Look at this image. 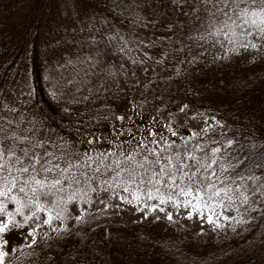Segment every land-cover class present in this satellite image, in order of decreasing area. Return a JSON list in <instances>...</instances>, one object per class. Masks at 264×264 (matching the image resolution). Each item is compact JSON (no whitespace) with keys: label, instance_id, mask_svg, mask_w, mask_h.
<instances>
[{"label":"trees","instance_id":"16d2710c","mask_svg":"<svg viewBox=\"0 0 264 264\" xmlns=\"http://www.w3.org/2000/svg\"><path fill=\"white\" fill-rule=\"evenodd\" d=\"M86 16L100 19L92 38L86 30L59 34L67 19ZM170 22L176 32L167 27ZM109 25L116 29L111 37L102 31ZM241 39L230 26L206 35L170 0H0V135L48 140L59 135L56 144L64 142L75 151L83 141L89 149L108 131L106 140L129 152L155 118L157 130L171 123L177 131L172 137L164 130L177 150L182 140L191 149L196 143L232 139L230 156L240 158L244 167H236L244 173L254 164L264 165V48L241 49ZM68 77L81 87L78 96L86 99L87 115H80L83 103L77 113L62 107L56 88ZM100 91L104 101L96 97ZM181 107L186 116L191 112L197 120L206 118L207 129L182 127L176 121ZM193 132L199 135L191 137ZM100 160L94 155L95 163ZM137 160L142 162L140 156ZM118 161L128 167L124 158ZM107 162L103 159L97 176L118 184L127 180L125 173L117 177L111 168L105 171ZM82 171L94 179L92 168ZM137 171L145 181L150 178ZM253 171L264 176V167ZM71 176L82 180L75 168ZM88 187L82 182L65 188L60 195L67 204L62 207L82 202L91 193ZM137 188L142 195L152 186ZM81 192L86 194L82 198ZM73 193L77 199L69 200ZM216 211L223 215L209 229L191 228L184 222L188 218H66L42 239H11L4 247V264H264L256 257L264 254V198L252 203L250 197L247 204L234 200L231 206L217 205ZM17 222L24 224L19 215Z\"/></svg>","mask_w":264,"mask_h":264},{"label":"snow or ice","instance_id":"6c2138e0","mask_svg":"<svg viewBox=\"0 0 264 264\" xmlns=\"http://www.w3.org/2000/svg\"><path fill=\"white\" fill-rule=\"evenodd\" d=\"M170 3L174 8L180 9V14L188 21L205 28L206 35H212L213 32L230 26V30L243 38L239 41V48L244 50L264 48V0H170ZM184 9L188 11L185 12ZM167 27L172 32L177 31L175 22H170ZM180 27L183 28V25ZM207 29L213 31L209 32ZM231 43L236 47L234 41ZM184 107L180 108L181 112L184 111ZM117 119L122 120L123 117L118 116ZM207 127L206 125V129ZM164 130L172 137L178 135L171 123H163L157 130L153 118L151 125L143 129L135 149L121 153L124 163L128 165L127 168L118 160L104 165L105 171L111 168L117 177L120 173L127 175L126 181H118L123 193H129L128 186H131L132 199L139 202L137 185L146 183L152 186V189L145 193L149 201L153 199V191L160 192V188L155 185H161L168 191L178 190L179 196L174 198L169 194L166 199L160 198V204L174 203L176 208L183 205L185 209H190L186 213L189 218L194 213L201 217L206 215L209 223L217 221L218 215H223V211L217 213V205L223 207L227 203V206H231L234 200L247 204L250 197L252 203H255L257 198H264V176H256L253 171L254 168L264 165L254 164L252 168H245L244 173H241L236 165L240 164L243 168L244 164L240 162L238 156L234 158L230 156L234 145L232 139L222 138L219 141H212L209 145L196 143L191 149L188 142L182 140L183 147L177 150L175 141L166 137ZM0 132L3 130L0 129ZM197 135L199 133H191V137ZM89 143L91 144V141ZM94 155L101 157L99 163H95ZM94 155L88 152L81 154L64 142L56 144L39 136L0 135V264H4L7 255L4 246L8 244V240L3 239V234L23 226L17 222L18 215L23 218L24 225L34 232L30 221L35 222L39 213H47V218L42 219V223L46 225H51L53 218L60 219L65 211L62 205L67 204L60 194L65 188L71 189L74 184L87 182L88 191L96 193L97 196L101 192L109 194L110 189L111 195H118L115 191L116 183L97 176L100 164L109 154ZM137 156L142 158V162L137 160ZM74 168L82 175V180L71 176ZM83 168H92L94 179H90L87 172L80 173V169ZM137 168L145 175L150 173V178L145 181ZM97 180L99 181L97 186L92 187ZM84 195H86L84 192L80 193L81 198ZM181 196L183 200L180 199ZM68 199L76 200L77 195L73 193ZM119 199L132 202L123 194L119 195ZM10 203L15 205L12 210ZM105 207L109 205L105 204ZM144 207L165 212L164 207L155 203L145 202ZM166 215L172 220L171 212H167ZM75 219L80 221L81 216L78 215ZM40 226V223H36L37 228Z\"/></svg>","mask_w":264,"mask_h":264},{"label":"rangeland","instance_id":"374dc122","mask_svg":"<svg viewBox=\"0 0 264 264\" xmlns=\"http://www.w3.org/2000/svg\"><path fill=\"white\" fill-rule=\"evenodd\" d=\"M97 21H100V19H97L96 17H89V16L78 17L74 21H71V19L69 20L67 19V21H65L61 25L59 34L67 31L66 36H68L71 33H75L76 35H79L80 33L86 30L87 36L92 38V35H93L92 33L97 32L95 31L97 27ZM102 31L106 34V36L111 37V35L115 33L116 29H114L112 26L109 25V26H105ZM95 62H97L96 59H95ZM113 85L114 84L112 83L108 86L110 91H113ZM108 87H107V91L109 93ZM80 90H81V87L78 86L76 83H74L70 77H68L63 84H61L58 88H56V94L60 97L61 105L67 112L77 113V111H80V107L82 106V103H83L85 105V111L80 114L82 116V114L87 115L88 111L86 108L85 97H83V99L80 100L78 96ZM94 93L95 91L93 92V94ZM133 94L139 96L137 93H133ZM113 96H114V93H113ZM96 97L102 101L105 100V97L102 96L101 91L96 95ZM132 99H135V98H132ZM118 101L119 103H123V100L121 99L120 96L118 97ZM79 102L81 103L79 104ZM135 105L137 106V103ZM142 106H143V103H140L139 108H142ZM186 115H187V111L185 110L183 112L180 111L179 117L176 119V121H179V124L182 127L188 128L187 126H189L194 129H196L197 127L199 130H201L206 125V122H207L206 118L197 120L196 118H199V117H195L194 115L191 114V112L189 116H186ZM129 121H132V119H129ZM107 132L108 131H104V133L102 134L98 142L96 144L93 143V145L89 146V149L86 147L85 145L86 143L83 141L81 148L75 151L81 154L84 152H88L89 154L108 153L109 155L105 158L107 159L108 164H112L113 161H117L120 157L124 158L123 155H121V153H127V151L123 148H114L113 144L110 141L108 142L106 140V138H108L109 136ZM58 139H60V136L53 134V139H51L50 141L56 143V140ZM77 145L78 143H75L76 148H77ZM113 167L115 166L113 165ZM83 172L85 171H82V173ZM111 181H113V179H111ZM113 182L116 183V181H113ZM98 183L99 181L98 182L96 181V186ZM128 187H131V186H128ZM156 187L161 188V185H156ZM111 191L112 189H110L109 194H105L101 192L99 193L98 196L96 193L91 192L89 196H87L86 198L82 200V202L76 201L75 204L68 206V208L65 209L63 216L60 217V219L53 218V222L51 225H46L42 223V219L47 218V214L41 212L38 214V218L35 222L30 221L31 227L35 229L34 232L30 231L27 225L20 223L21 225H23L22 227L14 228L9 233L3 234V239L8 240V242L11 241V239L20 242L24 238L26 239L36 238L39 240V239H42L45 236V234H49L50 232H53L54 230L61 228L62 227L61 222L66 221V218L70 219L78 215L81 216V215H86V214L98 215V216H103L106 218H118V219H126V220L136 219L137 217H152L158 220H163V219H168L166 213L171 212L173 216L172 219L178 218L181 221H182V218L191 219L189 221H184L191 228L209 229L211 227V224L209 222L204 221L207 219L206 215L204 217H201L194 213V215L191 218H189L186 213L190 209H185L183 205H181L179 208H176L174 206V203L160 204V198L166 199L167 195L169 194L173 195L174 198L179 196L178 190H171L169 192H166V191L161 192V189H160V192L159 193L156 192V195L154 192H152V196L154 197V199L150 201L147 200V196L145 195L146 192H144L142 195H139L140 196L139 202L132 199L131 189L129 193H123L122 188L118 183H116V188H115V191L117 192L118 195H111ZM120 194H123L124 196H128V198L132 200V202L129 203L128 200L122 201L121 199H119ZM180 199L183 200V197L181 196ZM101 201H103V203H101ZM145 202L148 204L155 203L159 205L160 207H164L165 212H160L159 210H155V211L148 210L144 207ZM105 204H108L109 207L106 208ZM200 218L204 220H201ZM36 223H40L41 226L37 228ZM256 257H258L259 259L260 258L264 259V254L260 255L257 253Z\"/></svg>","mask_w":264,"mask_h":264}]
</instances>
